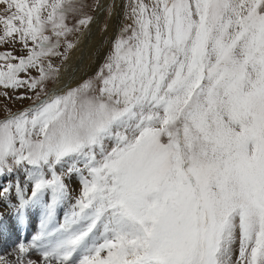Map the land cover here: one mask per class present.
<instances>
[{
    "label": "snow or ice",
    "instance_id": "1",
    "mask_svg": "<svg viewBox=\"0 0 264 264\" xmlns=\"http://www.w3.org/2000/svg\"><path fill=\"white\" fill-rule=\"evenodd\" d=\"M0 6V264H264V0H112L75 84L101 0Z\"/></svg>",
    "mask_w": 264,
    "mask_h": 264
},
{
    "label": "rangeland",
    "instance_id": "2",
    "mask_svg": "<svg viewBox=\"0 0 264 264\" xmlns=\"http://www.w3.org/2000/svg\"><path fill=\"white\" fill-rule=\"evenodd\" d=\"M111 3H112V0H108L107 6L110 5ZM116 3H117V7L115 9V12L117 14H119L121 11V9L119 7V0H116ZM105 9H104V12L102 14L100 21L95 25V27L93 29V34L91 36V39L87 43V47L85 48V50H82V48L77 49L75 54H74V57L72 58L71 63L69 64L68 74L70 73V74L75 75V77L73 79V81L75 83L78 82L79 80L83 79L84 77L91 75L95 71L97 66H95V69L93 71H90L89 69L93 68L95 63H93V65H91L90 68H88V66H90L89 64H91L92 60L94 61V59L96 60V62L99 61L98 62V64H99L102 61L106 52L110 48L111 39L115 34L116 27H117V20L119 19V17H118V15H113L111 18H109L108 12ZM88 11H89V14L93 16L95 10L89 9ZM0 14H4L2 6H0ZM105 26H107L106 30H105ZM76 54H78V55H76ZM66 74H67V71H66ZM75 83H73V84H75ZM25 103H27V102H25ZM13 107L15 109L17 107H20V105L16 104ZM73 187L76 188L77 186L75 184H73ZM76 194H77L76 192L73 193V195H76ZM32 213H35V220H34V217L32 216V221H33V223L34 222L35 223L33 224L34 226L30 225L29 229L30 228L33 229L32 230L33 232L31 231V233H35V231H34L35 224L39 220V215H38V212L36 214L35 211L31 212L30 214H32ZM30 214H29V216H30ZM12 219H13V217H12ZM12 223H13V225L17 226L14 219H13ZM1 236L4 237L6 240H7V237H9V236L12 237V239L10 241L7 240V242L3 245L4 249H11V246L18 240V226H17V232L16 233L11 232L10 235L0 233V237Z\"/></svg>",
    "mask_w": 264,
    "mask_h": 264
},
{
    "label": "bare ground",
    "instance_id": "3",
    "mask_svg": "<svg viewBox=\"0 0 264 264\" xmlns=\"http://www.w3.org/2000/svg\"><path fill=\"white\" fill-rule=\"evenodd\" d=\"M107 2L108 0H101V4L104 6L103 8L101 9H96L94 11V14H93V17H95V21L92 23L91 25V29H90V32H87L85 33V35L83 36L82 40H81V43L79 44V46L70 54V59L68 60L67 62V66L65 65V67L67 68V74L65 72L64 74V82L65 83H68V84H73L75 83L73 81L75 75L74 74H68V67H69V64L71 63L72 61V58L74 57V54L76 52L77 49L79 48H82V50H85V48L87 47V43L89 42V40L91 39V36L93 34V29L95 27V25L100 21L101 17H102V14L104 12V9L106 8L107 6ZM103 54V53H102ZM78 55V54H76ZM75 55V56H76ZM97 57V56H96ZM95 57V58H96ZM97 59V58H96ZM99 61L96 62V60L94 59V61L92 60V63L89 64L90 66H88V68L91 67V65H93V63H95L94 67L93 68H90L89 70L90 71H93L95 69V66H98ZM87 68V69H88ZM86 69V70H87ZM88 71V70H87ZM7 209V210H6ZM32 216L34 217V220H35V213H32L30 214L29 216V225H33V221H32ZM39 221V220H38ZM13 219H12V216L10 215V210L8 208H5L4 209V218L2 220V222H0V233L2 234H7V235H10L11 232H17V226L13 225ZM34 226V225H33ZM33 232V231H32ZM12 239L11 236L7 237V240L10 241ZM7 240L4 238V237H0V248H3L4 249V244L7 242ZM12 243V242H11ZM10 244V243H9ZM8 246V245H7Z\"/></svg>",
    "mask_w": 264,
    "mask_h": 264
}]
</instances>
